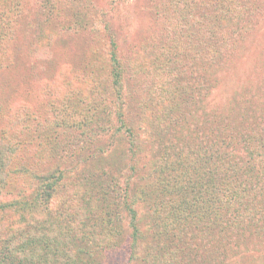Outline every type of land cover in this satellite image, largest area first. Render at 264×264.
Returning a JSON list of instances; mask_svg holds the SVG:
<instances>
[{"label": "rangeland", "instance_id": "374dc122", "mask_svg": "<svg viewBox=\"0 0 264 264\" xmlns=\"http://www.w3.org/2000/svg\"><path fill=\"white\" fill-rule=\"evenodd\" d=\"M240 1L186 0L189 4L185 7L183 0H174L175 5L170 0H0V142L9 141L16 147L8 158L6 171L59 166V175L67 188L63 187L66 193L60 191L63 194L53 198L49 210L53 215H65L66 210L57 211L54 207L78 189L83 196L73 197L71 206L74 212L82 207L81 215L93 208L94 203L126 202L140 188L146 190L145 200L148 199L146 194L151 186L166 181V171L176 169V163L183 162L184 155L197 152L195 145L189 146L188 137L181 136L183 121L172 123L169 128L168 117L151 100V87L163 83L158 78L145 81L147 72L143 68H130L124 74L123 97L117 98L110 82L108 53L115 49L122 59L137 64L147 59V65L149 61L152 65L156 57L165 63V57L170 58L177 51L182 55L184 10L188 18L185 33L189 36L195 31V37H190L186 45L190 43V50L199 51L201 56V49L210 47L206 51V64L202 62L201 82L212 92L200 108L217 110L214 123L219 125L218 133L225 132V139L232 144L226 145L225 141L221 144L218 140L215 143L213 137L202 138L198 141L199 150H220L227 161L222 169L210 163V169L215 168L216 182L229 178L232 184L248 183L245 197L244 191L238 192L239 202L247 198L264 205V0ZM207 3L212 6L199 12V6ZM245 6L252 16L249 20L217 21L224 30L214 33L213 14H218L221 8L235 10ZM134 68V74L137 73L132 79ZM137 77L140 79L135 80ZM93 110L103 112L101 119L93 125L82 124L83 112ZM203 111L198 112V118ZM118 113L124 115L133 131L134 147L129 136L118 129ZM228 162L232 164L227 165ZM158 167L164 169L162 177L155 170ZM89 171H103L105 182L82 183ZM11 179L0 189V204L13 199L16 188H20L21 183L14 180L11 183ZM33 182H24V196L32 192ZM127 183L135 190L124 192ZM222 186L215 184L214 189L220 188L224 193ZM137 211L138 229L143 237L139 260H130L131 216L127 211L122 214L121 244L103 253L99 249L93 259L99 257L101 264H152V257L147 255L159 243L160 233V240L167 237L174 251L183 247V238L176 236L179 229L187 235L196 229L173 224L165 228L144 202L137 205ZM12 215L10 209L5 215L0 212L3 219L0 250L9 244L8 240L11 243L19 240L12 237L14 234L18 237L28 234ZM255 219L251 235L245 228L238 239L220 243L214 232L206 235L200 244L201 251L197 249L200 264H264V233L259 230L264 227V216ZM78 239L75 237L68 245L73 251L85 247L88 252L97 246L83 245ZM217 246L228 251L205 253ZM59 248L63 249L61 245ZM170 263L169 259L161 264Z\"/></svg>", "mask_w": 264, "mask_h": 264}, {"label": "trees", "instance_id": "16d2710c", "mask_svg": "<svg viewBox=\"0 0 264 264\" xmlns=\"http://www.w3.org/2000/svg\"><path fill=\"white\" fill-rule=\"evenodd\" d=\"M217 1L221 2V0ZM238 1L241 3L240 0ZM170 3L171 5L176 4L174 0H170ZM188 4L186 0H183L185 7ZM211 6L210 3H207L205 6L201 4L198 11L201 12L204 8ZM246 8L245 6L242 8L237 7L235 10L219 9L218 14L212 15V19L215 20L214 33L216 34L217 30H224V26L220 25L221 23L218 24L217 21L224 22L227 18L231 22H235L234 19L249 20L252 16L248 15ZM187 19V15L183 10L182 55L179 56L177 51L172 57H165V63L162 62L161 57H156L152 65L150 61L149 65H147V59L142 60L141 64H137V61L122 59L115 52V49H113L108 53L109 76L117 98L123 97L124 74L130 68H143L147 72L145 73V79H143L145 81L150 77L158 78V80L162 81V84L154 88L151 87L153 95L151 100L156 102L158 108L162 110V114L168 117L169 128L172 123L177 122L178 124L183 121V132L181 131L183 135L181 136L188 137L190 140L189 146L195 145L194 152L197 153L184 155L186 157L183 158V162L178 161L176 169L171 172L166 171L164 173L163 167L155 169L159 173L158 177H162L164 173V179L167 182L161 181L158 185L154 183L151 186L150 192L146 194L148 195V199L146 200V190L140 188L135 191L133 198L126 200V202H116L107 205L94 203L93 208L88 209L85 213L82 211L83 215H81L80 210L82 207H79L74 212V207L71 206L73 205V197L77 196L81 198L83 196L81 192V195H79L77 191L81 190L78 189L76 191L73 190V193H69V197L64 198L61 205L54 207L57 211L58 209L66 210L65 215L59 213L53 215L49 211L51 210L50 206L53 198H57L59 194H63L60 191L66 193L63 190V187H66V181H63L59 175L61 173L59 166L53 169L41 168V170L35 171L26 167L6 171L8 158L15 152L16 147L11 145L12 143L9 141L6 143L0 142V189L6 186L8 179H11V173H13L11 183L13 180L14 182L21 183L19 185L20 188H16L17 193H15L13 199L1 201L0 208L6 210L0 212L2 215H5L8 213V209H10V216L15 214L17 222L22 225L21 228L28 230L27 235L18 237L14 234L12 236L18 238V241L11 243V240H8L9 244L6 243L4 248L0 250V264H42L43 262L47 264H101L99 257L96 259H93V257L97 255L99 249L103 253L121 244L122 239L120 238L124 229L122 226V214L125 211L131 216L130 220H128V228L131 231L128 234L130 260H139L143 237L141 231L138 229L136 216L139 215L137 205L141 204V202L146 204L151 215H157L158 220L161 221V225L164 224L165 228L168 224H173L175 227L183 226V228L188 226L187 229L196 228L190 235H187L188 233L184 231L182 234L179 229V234L176 236L179 239L183 238V247H179L174 251L167 237H163L160 240V233L158 235L159 243H156L155 247L149 250L147 255L148 258L152 257V264H161L169 259L172 264H185L186 262L200 264L201 255L197 252V249L201 251L200 244L206 235H212L214 232L217 243H220L221 241L238 239L237 237L240 236L241 232L243 233L245 228L246 232L249 231L250 235L253 234L251 227L256 225V217L262 218L264 216V205L257 201L254 203L249 202L247 198L239 202L238 192L244 191L245 197L248 183L246 185L242 182L232 184L229 182L231 181L229 178L216 182L215 176H213L215 168L211 170L212 166H210V163L213 162L211 165L222 169L223 165L226 166L225 163L227 161L222 158L223 154L220 150L218 152L216 150L204 152L199 150L198 141L202 138L207 140L213 137L216 139L215 143H217V140L221 144L225 141L226 145H229L231 141L228 138L225 139V132L218 133L220 129L219 125L214 123L217 110L206 111L204 109L203 111V108H200V105L205 100L210 99L212 92V89H208L209 87L202 85L203 82H201L204 72L201 68L202 62L205 61L203 64H206V51L210 47H203L201 49L203 52L202 56L199 51L194 53V51L190 50V43L189 45H186V43H188L187 41L190 37H195V31L193 34L190 33L187 36V33H185L187 30ZM172 29L175 30L174 27ZM167 34H171L168 27ZM178 34L179 32L177 31L176 35ZM176 43L178 45L179 41H176ZM177 45H175L177 50L181 52V49ZM168 54L169 52L167 56ZM135 71L136 69L134 68L133 72H131L132 79L134 76L136 77L137 72L134 74ZM137 79L140 78L137 77L135 80ZM164 86H166L165 89ZM202 111L203 116L198 118V112ZM102 114L101 110L83 112L81 122L85 125H93L101 119ZM117 116L118 129L129 136L131 147H134L132 146L134 145L133 131L125 122L122 113H118ZM182 118L183 120H181ZM245 142H248V140ZM230 164L232 163L228 162L227 165ZM199 169L202 170V173ZM179 171L181 173H178ZM105 175L103 171H89L86 176H83L81 182H97L98 185H101L105 182ZM202 175H207V178H203ZM235 176H238V171H235ZM222 177L224 178L225 176L222 175ZM26 180L35 181L33 182L34 188L29 196L23 195V186ZM215 184L216 186L217 184L219 186L223 185L224 193L220 188L214 189ZM130 185L129 183L124 185V192L135 190ZM143 195L144 201H141ZM1 221H3L2 217L0 218ZM259 230L264 233V227L259 228ZM193 232H195L196 236ZM75 237L79 238L78 240L83 245L88 244L92 246L95 244L97 246L88 252L85 247H78L73 251L68 245H70V241ZM59 245L63 249H60ZM213 246H216L214 241ZM173 247L175 248L176 246ZM206 251L205 253L210 255L211 253L223 254L228 250L224 246H217L215 250H208V253Z\"/></svg>", "mask_w": 264, "mask_h": 264}]
</instances>
